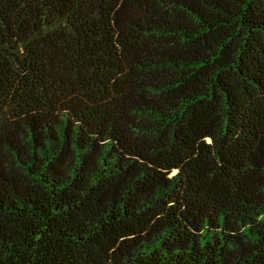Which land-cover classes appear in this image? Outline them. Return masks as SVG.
<instances>
[{
    "label": "trees",
    "instance_id": "1",
    "mask_svg": "<svg viewBox=\"0 0 264 264\" xmlns=\"http://www.w3.org/2000/svg\"><path fill=\"white\" fill-rule=\"evenodd\" d=\"M0 264H264V0H0Z\"/></svg>",
    "mask_w": 264,
    "mask_h": 264
}]
</instances>
